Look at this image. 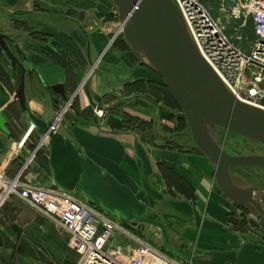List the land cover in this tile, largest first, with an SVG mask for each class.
<instances>
[{"label":"crops","instance_id":"1","mask_svg":"<svg viewBox=\"0 0 264 264\" xmlns=\"http://www.w3.org/2000/svg\"><path fill=\"white\" fill-rule=\"evenodd\" d=\"M80 1L0 0V32L12 37L23 52L20 54L12 46L26 68L25 92L29 109L39 117L53 119L64 99L52 87L64 85L66 95L72 97L77 93V98L59 131L81 151L130 186L146 205V199H152L150 196L169 190L185 195V191H177L176 185L181 184L189 187L194 201L203 203V197L209 196L206 204L209 219L223 224L225 209L211 203L215 167L196 145L190 146L182 138L180 134L185 130L178 134L172 116L167 117L172 109L163 111L164 115L160 110L157 115L153 111L150 116L154 124L157 123L154 133L159 134L163 143L175 141L178 145L143 147L138 141L137 125L135 130L131 127L114 130L107 123L99 125L94 118L93 100L100 102L115 93H119L115 98L118 102L127 97L132 99L130 113L142 116L137 111L145 113L146 109L137 108V79L143 76L154 80L157 79L154 74L158 73L150 65L153 71L145 66L137 69V56L139 59L140 56L127 42L110 43L118 24L104 22L107 16L99 17L94 12V0ZM248 26L241 31L242 41L231 39L246 50L255 39L253 29L250 30L252 23ZM249 31L250 40L245 44L244 37ZM104 51L105 56L99 61ZM89 71L93 73L85 79ZM21 74L22 69L17 67L14 71L9 56L0 52V173L9 177L19 173L30 151L41 140L16 99ZM143 99L157 108L152 98L145 95ZM162 104L161 101L159 105ZM178 110L176 114L181 118L183 113ZM144 117L148 119L146 114ZM175 137L178 139L174 140ZM42 145L23 180L48 188L57 187L47 141ZM184 198L192 202V197ZM146 225L136 226L135 231L139 234ZM77 260L78 252L69 246V234L56 220L18 196H12L5 203L0 211V264H76Z\"/></svg>","mask_w":264,"mask_h":264},{"label":"water","instance_id":"2","mask_svg":"<svg viewBox=\"0 0 264 264\" xmlns=\"http://www.w3.org/2000/svg\"><path fill=\"white\" fill-rule=\"evenodd\" d=\"M109 1L117 14L105 17L104 22L120 23L131 49L162 77L184 114L193 142L215 166V184L222 197L264 220V186L237 178L239 169L264 170V155L231 154L219 136L225 130L264 146V107L237 97L227 87L199 52L174 0ZM10 43L18 47L12 37L0 32V49L9 56L14 71L22 69L16 99L41 136L40 143L48 138L51 171L58 188L81 194L129 227L147 224L159 228L163 249L176 258L195 264H264V244L253 241L243 242L238 250L226 251L173 245L168 226L149 216L147 205L130 186L103 169L67 135L52 130L53 119L39 117L29 109L26 68ZM52 88L64 101L70 99L64 85ZM107 124L114 130L125 127L119 115H109Z\"/></svg>","mask_w":264,"mask_h":264},{"label":"built area","instance_id":"3","mask_svg":"<svg viewBox=\"0 0 264 264\" xmlns=\"http://www.w3.org/2000/svg\"><path fill=\"white\" fill-rule=\"evenodd\" d=\"M174 1L199 52L227 87L253 104L258 103L249 99L258 96L264 99V0H219L222 11L242 23L241 30L252 23L255 39L248 50L231 40L200 0ZM76 95L60 105L52 130L59 131ZM96 113L103 115L102 110ZM43 143L30 151L16 176L0 173V211L12 196H18L56 220L69 234V246L78 252L76 264H195L151 245L135 231L136 226L129 227L76 192L25 182L23 177Z\"/></svg>","mask_w":264,"mask_h":264},{"label":"rangeland","instance_id":"4","mask_svg":"<svg viewBox=\"0 0 264 264\" xmlns=\"http://www.w3.org/2000/svg\"><path fill=\"white\" fill-rule=\"evenodd\" d=\"M200 1L211 10L218 24L222 29H224L225 33L231 39L240 41V36L243 35V33H241V31H243L241 30L242 23L234 22L231 17L226 15L219 5V0ZM93 8L95 9L94 12L97 13L99 17H102V14H116V8L109 0H94ZM115 23L118 24V28L111 36V42L115 39L116 41L122 40L126 42L121 29L122 25L118 22ZM251 29L252 27L250 30ZM247 34L244 37L245 44L248 40H250V31ZM143 66L149 67V70L151 69L145 58L141 56L139 59L137 56V69H140ZM143 74L146 73L143 72ZM91 75L92 74L88 75V78H90ZM154 76L157 77L158 81L157 79L152 80L143 76L137 79V108L141 106L146 109L143 111L145 113L137 111V113H141L142 116L136 114L137 117H135V114L130 113V107L133 101L132 99L127 97L118 102L115 98H117L119 93H115L111 97H106L104 100L98 102L96 107H92L91 110L95 114L94 118L99 122V125L101 124L103 126L105 125L108 116L111 114H119L125 118H131V129L135 130L137 123V129L140 130V139H138V141L143 144V147H150L153 145L165 146V144L177 143L175 141L172 143L169 141L163 143L164 141L158 136L159 134L157 135L154 133V128L157 123L154 124V119L151 118L152 116H150V113L156 111L155 115H157L160 110V113L164 115L162 112L170 108L172 109V113H168L167 117L169 115L170 117L172 116L171 119H173V121L177 124L176 129L178 130V134H180L182 130H185L184 133L180 135H182L183 139L187 140L190 146H195L190 133V128L184 118V114L181 118H178L176 114L179 113L178 104L172 97L162 77L158 74H154ZM123 92L124 90L121 91V93ZM145 95L155 101L157 108H153L154 106L151 102L144 101L143 97H145ZM111 99L114 102H110ZM249 100L264 106V99L259 96L255 99ZM161 101L165 102L167 105L164 107L159 105ZM98 110L103 111V115L101 117L96 113ZM176 110H178V112ZM144 114L147 115L148 119L144 117ZM68 123L70 124V122ZM161 127L163 126H160L161 131L166 133L162 130L164 127ZM65 132L70 134L67 130H65ZM219 136L224 148L231 154L241 153L264 155V146L257 142L225 130H221ZM175 139L178 138L175 137L174 140ZM238 171L237 178L241 179V182L246 181L259 186H264V170L258 168H243ZM212 187L214 188V193L212 195L211 203H215L218 207H220V209L221 207L225 209V219L223 224L213 222L209 219L210 212H208L206 207V204H208L209 201V196L203 197L205 200L202 201L205 203V206H202L203 203L201 201H194V197L191 195L189 187L184 184L176 185V188L177 191H185V195L169 190L164 194L161 193V195L158 194L150 196L152 198L151 200L147 198L146 201L149 206H147L149 216L162 221L168 226L170 241L177 247L185 246L187 249L204 251H226L238 250L241 244L246 241L264 244V222H262L258 217L253 216L248 209L234 206L232 203L221 197V192L216 186L214 178L212 179L211 190ZM184 196L192 197V202L185 200ZM219 228L222 229V231L219 230ZM211 233L214 235L216 234L217 237ZM139 235L144 237L151 245L163 249L162 235L159 228L152 225H146L145 229L139 232ZM219 235H221L222 238L219 237Z\"/></svg>","mask_w":264,"mask_h":264},{"label":"flooded vegetation","instance_id":"5","mask_svg":"<svg viewBox=\"0 0 264 264\" xmlns=\"http://www.w3.org/2000/svg\"><path fill=\"white\" fill-rule=\"evenodd\" d=\"M116 40V39H115ZM115 40H113L112 42H111V44L115 41ZM10 45V47L12 48V46L14 47V49L15 50H17L20 54L22 53L23 54V52H22V50H20V48H19V46L18 47H16L15 45H13L12 43H10L9 44ZM105 53H106V51H104L102 54H101V56H100V58H99V61H101L102 60V58L105 56ZM98 63V62H97ZM96 63V64H97ZM90 72V71H89ZM89 72L87 73V76H86V78H88V75H89ZM93 73V71L92 72H90V74H92ZM85 78V79H86ZM76 98L77 97H75V99H74V102H73V106H74V104L76 103ZM63 102H64V100H63ZM97 101L96 100H93V105L92 106H97ZM162 103H164L165 105H167L165 102H162ZM164 104H162L163 106H165ZM72 106V107H73ZM117 115V114H116ZM120 117H122L123 119H124V122H125V127H124V129L127 127L128 129H130V127H131V125H132V120L131 119H129V118H125V117H123V116H121V115H119ZM106 123H107V121H106ZM105 123V124H106ZM136 125H137V123H136Z\"/></svg>","mask_w":264,"mask_h":264},{"label":"trees","instance_id":"6","mask_svg":"<svg viewBox=\"0 0 264 264\" xmlns=\"http://www.w3.org/2000/svg\"><path fill=\"white\" fill-rule=\"evenodd\" d=\"M108 16V14H102V16ZM109 16H113V15H109ZM0 52H2V50L0 49ZM166 85V84H165ZM177 103V102H176ZM178 108L180 109V107L178 106ZM129 119H131V118H129ZM93 204V203H92ZM93 205H95V206H97V207H99L98 205H96V204H93ZM100 208V207H99Z\"/></svg>","mask_w":264,"mask_h":264},{"label":"bare ground","instance_id":"7","mask_svg":"<svg viewBox=\"0 0 264 264\" xmlns=\"http://www.w3.org/2000/svg\"><path fill=\"white\" fill-rule=\"evenodd\" d=\"M251 103H253V102H251ZM256 105H259V104H256ZM261 106V105H260ZM262 107H264V106H262ZM99 115H101V114H99Z\"/></svg>","mask_w":264,"mask_h":264}]
</instances>
